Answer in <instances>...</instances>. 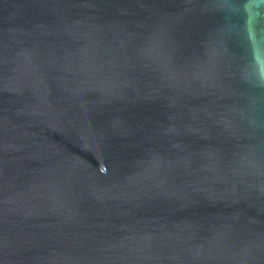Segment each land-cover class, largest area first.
<instances>
[{
	"label": "water",
	"instance_id": "95a60500",
	"mask_svg": "<svg viewBox=\"0 0 264 264\" xmlns=\"http://www.w3.org/2000/svg\"><path fill=\"white\" fill-rule=\"evenodd\" d=\"M0 264H264V0H0Z\"/></svg>",
	"mask_w": 264,
	"mask_h": 264
}]
</instances>
